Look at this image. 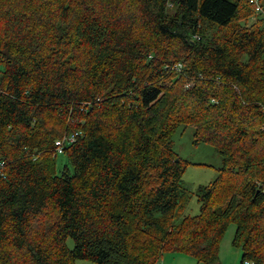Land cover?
<instances>
[{
  "label": "trees",
  "instance_id": "obj_1",
  "mask_svg": "<svg viewBox=\"0 0 264 264\" xmlns=\"http://www.w3.org/2000/svg\"><path fill=\"white\" fill-rule=\"evenodd\" d=\"M231 223L264 264V0H0V264H220Z\"/></svg>",
  "mask_w": 264,
  "mask_h": 264
},
{
  "label": "rangeland",
  "instance_id": "obj_2",
  "mask_svg": "<svg viewBox=\"0 0 264 264\" xmlns=\"http://www.w3.org/2000/svg\"><path fill=\"white\" fill-rule=\"evenodd\" d=\"M257 16H251L249 21H254ZM174 147L177 153L184 159L189 160L184 174L186 187L191 190V198L184 210V214L195 215L200 211V203L197 198L199 185H206L214 181L223 166L222 156L210 143L196 144L194 140V128L181 127L174 137ZM67 159L63 154L58 157V169H63ZM237 225L231 223L225 230L219 245L220 264H250L243 261L241 246L234 244ZM70 247L74 246L73 238L68 239ZM180 250L167 252L162 262L164 264H197L196 259ZM76 264H98L91 260L78 259Z\"/></svg>",
  "mask_w": 264,
  "mask_h": 264
},
{
  "label": "built area",
  "instance_id": "obj_3",
  "mask_svg": "<svg viewBox=\"0 0 264 264\" xmlns=\"http://www.w3.org/2000/svg\"><path fill=\"white\" fill-rule=\"evenodd\" d=\"M257 10H258V11H261V10H260V7H258ZM59 145H60V146H59V149H60V152H61V151H62V147H61L62 145H61V143H59Z\"/></svg>",
  "mask_w": 264,
  "mask_h": 264
},
{
  "label": "crops",
  "instance_id": "obj_4",
  "mask_svg": "<svg viewBox=\"0 0 264 264\" xmlns=\"http://www.w3.org/2000/svg\"><path fill=\"white\" fill-rule=\"evenodd\" d=\"M165 263V262H164Z\"/></svg>",
  "mask_w": 264,
  "mask_h": 264
}]
</instances>
